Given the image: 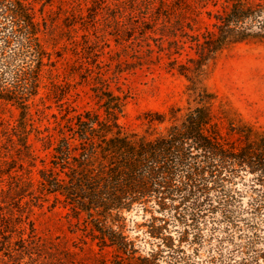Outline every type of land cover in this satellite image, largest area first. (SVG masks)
Instances as JSON below:
<instances>
[{"label": "trees", "instance_id": "obj_1", "mask_svg": "<svg viewBox=\"0 0 264 264\" xmlns=\"http://www.w3.org/2000/svg\"><path fill=\"white\" fill-rule=\"evenodd\" d=\"M218 3L0 0V264H102L106 254L161 264L162 249L142 256L127 234L138 209L163 223L152 226L160 243L173 239L170 224L183 226L181 241L198 240L220 210L248 239L243 264H264V128L203 83L225 47L264 39V0H225L202 32L204 8ZM165 57L189 82L187 107L144 112L141 130L127 129L122 66ZM80 85L94 107L74 105ZM58 217L66 239L45 226Z\"/></svg>", "mask_w": 264, "mask_h": 264}, {"label": "rangeland", "instance_id": "obj_2", "mask_svg": "<svg viewBox=\"0 0 264 264\" xmlns=\"http://www.w3.org/2000/svg\"><path fill=\"white\" fill-rule=\"evenodd\" d=\"M218 1L217 7L210 4L204 8L200 16L202 32L206 28L212 29V23L215 20L211 19L208 13L221 9L225 0ZM114 45L115 43L112 42L115 49ZM187 52L184 53V57ZM190 55L193 54L190 53ZM104 58L108 64L111 63L109 55H105ZM62 62L63 65L60 63L62 66H69L66 65L68 61ZM167 63L168 60L165 57L160 63L154 60V63L143 66L133 64L122 66L124 72L121 74L118 85L128 96L126 100L127 117L122 120L127 129L141 130L137 117L144 112L166 111L175 105L187 107L186 90L189 82L177 71H170ZM114 67L115 65L112 68ZM203 83L243 121L258 128H264V39H252L225 47L206 67ZM90 88L88 85L77 87L76 91L79 96L75 97L74 105L79 110L94 107ZM50 112L59 113L55 104ZM18 114L17 111L16 115ZM239 187L244 188L241 184ZM247 199L248 197L244 198V205L247 204ZM155 216L160 217L158 213H155ZM150 217L151 214H145L142 209L127 215V234L136 242L142 256H148L151 251L156 253L159 248L162 249L163 253L159 259L161 264H243L246 259L248 261L250 258L248 239L241 237L235 226L223 220L220 210L216 211L213 217H208L201 222L199 228L202 234L198 240L190 236L186 241H181L175 230L183 229V226L170 224L168 231L173 234V239L168 238L169 241L160 243L159 239L151 235L152 226L158 228L163 223H151ZM64 222L59 217L52 218L46 221L45 226L51 230L50 234L54 237L66 239L67 236L70 237V233ZM167 244L175 250L169 251ZM263 248L264 243L258 242L256 250L261 251ZM101 258V261L104 260L102 264H111L114 260L111 254H106ZM87 259L93 261L92 257ZM259 261L262 264L263 259L260 258Z\"/></svg>", "mask_w": 264, "mask_h": 264}]
</instances>
